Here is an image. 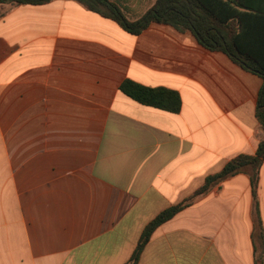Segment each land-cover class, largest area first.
<instances>
[{
    "label": "crops",
    "instance_id": "1",
    "mask_svg": "<svg viewBox=\"0 0 264 264\" xmlns=\"http://www.w3.org/2000/svg\"><path fill=\"white\" fill-rule=\"evenodd\" d=\"M109 1L129 21L154 3ZM0 14V264H126L151 220L264 138L262 79L189 31L132 35L73 0ZM124 81L177 93L179 111L137 103ZM257 258L264 160L255 199L247 174L224 179L156 227L136 264Z\"/></svg>",
    "mask_w": 264,
    "mask_h": 264
},
{
    "label": "trees",
    "instance_id": "2",
    "mask_svg": "<svg viewBox=\"0 0 264 264\" xmlns=\"http://www.w3.org/2000/svg\"><path fill=\"white\" fill-rule=\"evenodd\" d=\"M51 0H0V5H42ZM90 12L114 21L122 30L137 35L151 23L168 25L178 32L189 31L197 43L210 51L225 54L233 63L262 79L256 102L255 117L264 131V0H154L138 19L129 21L117 5L109 0H73ZM3 14H0V18ZM119 90L145 106L177 113V93L163 88H148L124 81ZM264 160V138L253 155H238L223 168L205 178L203 185L185 201L160 212L143 229L126 264H136L142 248L160 224L172 218L190 202L212 186L235 174L249 176L252 196L256 198L258 170ZM256 205V200H255ZM256 208V207H255ZM258 241L262 240L260 220L255 211ZM255 264H259L258 258Z\"/></svg>",
    "mask_w": 264,
    "mask_h": 264
}]
</instances>
